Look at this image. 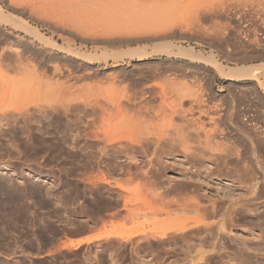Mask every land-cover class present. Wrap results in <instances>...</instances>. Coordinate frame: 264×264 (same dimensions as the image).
I'll use <instances>...</instances> for the list:
<instances>
[{
  "label": "rangeland",
  "instance_id": "1",
  "mask_svg": "<svg viewBox=\"0 0 264 264\" xmlns=\"http://www.w3.org/2000/svg\"><path fill=\"white\" fill-rule=\"evenodd\" d=\"M48 1L0 0L5 13L25 19L48 42L38 45L32 36L0 23V264H264V247L251 248L252 241L264 243V218L258 215L264 211V196L247 216L227 221L228 234L202 241L201 234L189 230L202 213L194 211L192 200L209 204L208 198H228L229 189L235 195L247 190L249 179L240 175L241 166L224 162L231 151L235 154L232 147L236 145L245 157L248 154L245 162L251 163L248 139L257 137L251 144L260 140L259 146H264V69L243 76L216 71V65L225 70L264 65V0H151L144 17L131 20L164 27L136 33L138 37L105 29L109 36L104 29L89 27L87 20V25L78 23V27L63 25L53 12L63 1ZM43 2L55 8L39 10L46 6ZM29 4L39 7V12L29 11ZM157 35L163 38L156 39ZM180 48L204 59L182 54ZM170 84L176 89L190 85L199 95L213 115L206 119L211 121L207 128L224 146L210 143L204 148L202 138L189 137V152L180 145L169 151L165 138L177 140V133H186L185 125L189 126L181 114L172 113L164 120L153 114L147 129L128 123L116 111V104L130 94L149 85L170 89ZM159 101L152 98L151 104L157 106ZM108 134L119 139L108 142ZM158 134L164 138L160 145L141 142ZM129 136L141 143L128 141ZM236 139L243 140L237 141L239 146ZM211 144L216 148L214 156L209 155ZM257 146L255 154L264 174L263 148ZM216 152L223 157L218 159ZM198 153L204 159L195 158L201 156ZM258 181L257 189L264 190V181ZM186 203L190 208L184 207ZM210 218L206 221H223ZM179 223L189 226L187 236L171 230ZM87 234L100 236L77 246L68 244ZM235 238L251 241L252 250L248 248L242 259L236 255ZM196 248L213 257L195 258Z\"/></svg>",
  "mask_w": 264,
  "mask_h": 264
},
{
  "label": "bare ground",
  "instance_id": "2",
  "mask_svg": "<svg viewBox=\"0 0 264 264\" xmlns=\"http://www.w3.org/2000/svg\"><path fill=\"white\" fill-rule=\"evenodd\" d=\"M38 1V0H37ZM43 1H45V0H43ZM52 1V0H51ZM51 1H48V3L50 2V4L51 3H53L54 4V2H51ZM53 1H55V4L56 3H59L60 1H63V3L61 2V3H59V6L57 7V8H55V6L54 5H50V4H45V2H43L44 3V8H43V5H42V7L40 6V8H39V10H43V9H45L46 10V8H48V5H49V7L51 6L52 7V9L51 10H53V7L55 8L54 10H53V12H55V15H57V16H59V18L61 19H57V20H59V22L58 23H60L61 21H62V23H63V25H68V24H70V26L72 25H74V26H77L78 27V23H79V25H81L80 23H82V24H84V25H87V24H85V21L87 20V23H88V21L90 22V24H88L89 25V27H91V28H94V29H96V27L97 28H100V29H107V30H109L110 32H111V34L113 33V31H114V33L116 34V32H115V29H116V31L118 30V29H121V30H118V31H121V32H124V31H126L127 32V34L128 33H134V35H136V33H137V35H139V34H141V33H143V32H149V31H155V32H157L156 30L157 29H163V27L162 26H159V24L157 25V24H153L152 25V22L151 21H149V23H148V21H147V23H146V21L145 22H142V21H139V22H134V21H132L131 19H138V18H142V17H144V15H142L143 14V12H145L146 10H148L147 9V7L150 5V3H151V0H57V2H56V0H53ZM154 1V0H153ZM24 2V1H23ZM28 2H29V0H28ZM34 2V1H33ZM40 2V1H39ZM46 2H47V0H46ZM12 3H13V1H12ZM33 4V3H32ZM31 4V5H32ZM34 4H36L35 2H34ZM33 4V5H34ZM30 5V4H29ZM29 6L28 7V9H29V11H31L32 13L33 12H36V11H38L39 12V10H38V8L36 7V6ZM16 6H17V4H16ZM50 7V8H51ZM50 8H48V9H50ZM48 9H47V11H48ZM44 10V13L46 12ZM49 11L50 12V14H51V12L52 11ZM208 10V9H207ZM206 11V10H205ZM210 11V9L208 10V12ZM43 12V11H42ZM37 13V12H36ZM41 13V12H40ZM37 15V14H36ZM55 17V16H54ZM138 17V18H137ZM145 17H146V15H145ZM120 18H124V19H128L127 21H124V22H121V23H108V22H105L106 21V19H112V20H116V19H120ZM85 19V20H84ZM81 20H82V22H81ZM84 20V21H83ZM78 21H80V22H78ZM100 21H102V22H104L103 24H101L100 23ZM57 22V21H56ZM97 22H99L100 24L98 25V23ZM150 22H151V24H150ZM0 23H5V24H8V25H10L11 27H14V28H16V29H19V30H21V31H23V32H25L26 34H28V35H30V36H32L37 42H38V45L40 44V43H48L47 42V39L45 38V37H43V35L41 34V33H39L36 29H35V27H33V26H31L30 25V23H28L25 19H23V18H21V17H19V16H17V15H15V14H13V13H5L4 11H3V9L0 7ZM53 23H54V21H53ZM95 23H97V25L95 24ZM200 24V23H199ZM57 25V24H56ZM73 26V27H74ZM209 27V26H208ZM89 29V28H88ZM165 29H167V28H165ZM164 29V30H165ZM104 30H103V32H104ZM113 30V31H112ZM163 30V31H164ZM201 30V29H200ZM166 31V30H165ZM164 31V32H165ZM168 31V30H167ZM166 31V32H167ZM86 32V31H85ZM89 32V31H88ZM121 32H120V34H121ZM158 32H159V30H158ZM84 33V32H83ZM104 33H107V31L105 30V32ZM109 33V32H108ZM107 33V34H108ZM113 33V34H114ZM103 34V33H102ZM125 34V33H124ZM163 34H165V33H163ZM167 34V33H166ZM128 35H130V34H128ZM136 35V36H137ZM3 36V35H2ZM109 36H110V33H109ZM141 36V35H140ZM146 36V35H145ZM159 36V37H158ZM138 37V36H137ZM163 37L161 36V35H157V37H156V39H162ZM12 40V39H11ZM146 40V39H145ZM149 40V39H148ZM44 44V45H45ZM50 44V43H49ZM48 44V45H49ZM47 45V44H46ZM14 46V45H13ZM13 49H14V47H13ZM15 49H17L16 47H15ZM18 50V49H17ZM15 51V50H14ZM16 52V51H15ZM17 52H19V51H17ZM180 53H182V54H185V55H189V56H191V58L193 57V58H202L203 56H201V54L200 53H193L192 51H188V50H184V49H181L180 48ZM140 54V53H139ZM49 56V55H48ZM203 59H204V57H203ZM217 67V69H216V71L217 70H219V72L222 74V75H224V76H243V75H255V73H257L258 71L260 72L261 70H263L264 69V65H256V66H250V65H243V66H238V67H234V68H230V69H228V70H225L223 67H221V66H218V65H216ZM172 84H170V85H168V86H171ZM143 86V85H142ZM167 87L165 86V88H158V86H150L149 85V87H147V88H143L141 91H139L140 93H137L136 92V94H134L133 93V95L132 94H130V96H128L127 97V99L123 102H120V103H117L116 104V107H117V110L116 111H119V112H121V113H119V112H117V113H119V114H121V115H123V117H124V119L128 122V123H131V124H143V126L144 127H146L145 126V124L147 125L148 123H147V121L149 120L150 121V119H153L152 118V115L154 114V115H156V116H158V118H159V116L162 118L163 117V119L162 120H164L167 116H170L172 113L174 114V113H176V112H178L179 113V116L181 117V115H182V117H184L186 120H187V122H189V126H187V125H185L186 127H185V132L186 133H184L182 130L181 131H179L177 134H178V139L177 140H175V139H172V138H169L168 137V139H166L165 138V140H167V141H165L164 143V146H166L167 145V147L169 148L168 150L169 151H172V150H174V149H177V148H179L178 146L180 145L181 147H182V149H183V151L184 152H189V149H188V147H189V145L187 146V143L186 142H188V139H189V137L190 138H192L193 137V139H199V138H202V139H204V142H202L203 140L201 139V141H200V139H199V141L201 142V143H203V147H204V144L206 145V144H210V143H213V144H215V145H217V143H221L222 144V142L223 141H219L218 139H217V136H216V141L218 140V142H216L215 141V135H213V134H211V130H209L208 128H207V123L208 122H210L211 123V121H208L207 123H206V119H212L210 116H213V115H210L209 114V112H208V109H206L205 108V106L203 107V105L204 104H202V99H200L192 90H191V88H190V85H182V88H178V89H176V88H173V85L170 87V89H166ZM172 89H173V91H172ZM176 92H175V91ZM130 93V92H129ZM132 93V92H131ZM126 97V96H125ZM155 97H157V98H159V104L157 105V106H154V107H156V109L153 107V105L151 104L152 103V98H155ZM124 99V98H123ZM205 102V101H204ZM206 103V102H205ZM210 108V107H209ZM172 114V115H173ZM177 114V113H176ZM181 114V115H180ZM120 115V116H121ZM171 115V116H172ZM171 116H170V118H171ZM242 116V115H241ZM230 117V116H229ZM243 117V116H242ZM254 117V116H253ZM157 118V117H156ZM157 118V119H158ZM168 119H169V117H167ZM231 118L232 119H234L232 116H231ZM226 119V118H225ZM228 119V118H227ZM245 119H247V118H245ZM159 120V119H158ZM244 120V119H243ZM248 120H250V119H248ZM214 121H216V120H214ZM230 121H231V119H230ZM245 121H247V120H245ZM162 122V121H161ZM210 123H209V126L208 127H213L212 125L210 126ZM235 123H237L238 124V122L236 121ZM250 123H251V120H250ZM158 124V123H157ZM248 125V124H247ZM134 126V125H133ZM139 126V125H138ZM155 126V125H154ZM243 126H245L244 124H243ZM135 127V126H134ZM140 127V126H139ZM238 127V126H237ZM246 127V126H245ZM147 128V127H146ZM149 128V127H148ZM147 128V129H148ZM166 128V127H165ZM232 128V127H231ZM239 128V127H238ZM150 129V128H149ZM152 129V128H151ZM218 128H215V130H217ZM241 129V128H240ZM255 129V128H254ZM163 130V129H162ZM222 130V129H221ZM220 130V131H221ZM160 131V130H159ZM169 131H171V129L169 130ZM175 131V130H174ZM220 131H218L219 133H221ZM223 131V130H222ZM234 131V130H233ZM238 131H240V130H238ZM257 131V130H256ZM145 132V131H144ZM147 133H148V131H146ZM164 131H162V133H163ZM171 132H173V131H171ZM177 132V131H176ZM183 132V133H182ZM215 132H217V131H215ZM242 133H243V131H241ZM240 132V133H241ZM247 131H244V133H245V135L247 134L246 133ZM258 132H259V130H258ZM258 132H254L253 131V133L252 134H259V135H261V133H258ZM155 133V132H154ZM160 133H161V131H160ZM165 133V132H164ZM167 133V132H166ZM165 133V134H166ZM170 133V132H169ZM169 133H167V134H169ZM173 133H175V132H173ZM181 133V134H180ZM151 134V133H150ZM144 135H146V133H144ZM160 135V136H159ZM176 135V134H175ZM224 135H226L225 133H224ZM241 135H243L244 136V134H241ZM248 135H250L251 136V134H248ZM258 135V136H259ZM136 136V135H135ZM143 136V135H142ZM158 136L159 137H156V138H152V137H145L144 139H145V141H141L140 139V141L141 142H143V144H144V142H146L145 144H148L147 146L149 147L150 145H160L161 143H162V139H164V138H162L163 137V134H162V136H161V134H158ZM170 136V135H169ZM173 136H174V134H173ZM253 136V135H252ZM257 136V135H256ZM138 137V136H137ZM154 137V136H153ZM225 137V136H224ZM240 137V136H239ZM238 137V138H239ZM260 137V136H259ZM96 138V137H95ZM176 138V137H175ZM246 138H248V137H246ZM251 138V137H250ZM248 139V140H250V141H253V140H255V139ZM253 138V137H252ZM262 137H260V139H261ZM263 138H264V136H263ZM263 138H262V140H263ZM119 138L116 136V135H112V134H108L107 135V137H106V140L108 141V142H113V141H116V140H118ZM122 139H124V138H122ZM193 139H191V140H193ZM222 139V138H221ZM127 140L128 141H130V142H133V143H139L140 141H138V139H136V138H134V137H132V136H129V137H127ZM190 140V139H189ZM240 140V141H239ZM246 140V139H245ZM174 141H176V143L174 142ZM237 141H239V142H241V141H243V140H241V139H236V143H237ZM247 141V140H246ZM249 141V143L248 144H246V142H245V144L247 145V147H248V145H249V148H248V150L247 151H249V160H251V163H249V162H245V158H247V156H248V154L246 155V153H245V155H246V157L242 154V152L241 151H239V150H236L235 148L236 147H234V146H236V145H232V144H235V142L234 143H230L232 146V148L233 149H231V150H235L236 152H235V154H233V152L234 151H231L232 152V154H231V152H230V155L229 156H231L229 159H225L224 160V162L225 161H227V162H231V163H234V164H236V165H238L239 164V167H240V175L241 176H244V178L246 177L247 179H249L248 181H249V183H248V185H247V187H245V188H247V190H243V192L242 193H240V195H235L234 194V191L232 190V192H230L231 190L229 189V195H227L228 194V190H227V194L225 193V195L226 196H228V198H224V199H220L218 196L216 197V199H214V197L211 199V198H208V200L207 201H209L210 203L209 204H206L207 202H205V204H200L198 201L197 202H195V200L193 201L192 200V203H191V205H194V211L196 210V211H198V212H202L201 213V219L199 220V219H196L195 218V224H196V226L193 228L192 227V229H191V227H189L188 225H187V223H179L178 225L179 226H177L176 224L178 223V222H176V224H173V225H176V227L173 229L172 227V229L171 230H173V231H182L181 232V234H186V232H188L189 230L193 233V234H195L194 233V231H197V233L198 234H201L200 235V237H199V240H200V238H201V240L202 241H207L208 239H210L214 234H216V235H220V234H228V233H230V231L228 230V228H229V226H227L228 225V223H227V221H229V222H231L233 219H234V217L236 216V215H239V217L240 216H242V215H244V216H247V215H245V214H247V212L250 210V208H251V206H256L258 203H262L263 201H261V198H263V196H264V190H263V188L261 189V188H258L257 189V184L259 183V179L261 178V182H263L262 181V179H264V174L262 175L261 174V172H260V169H261V167H260V165H259V157L255 154V152L257 151V149L255 148V146H257V147H259L260 149H262L263 148V152H264V146H262V147H260L261 145L260 144H258L259 143V141H258V143H257V140L256 141H254V143L256 142L257 144L255 145V144H251L252 142H250ZM140 142V143H141ZM198 142V141H197ZM248 142V141H247ZM262 142V141H261ZM260 142V143H261ZM132 143V144H133ZM189 143V142H188ZM264 143V142H263ZM112 144V143H111ZM114 144V143H113ZM184 144H186V145H184ZM213 144H211V145H209V150H210V156H214V151L216 150V148L215 147H213ZM223 144H224V142H223ZM222 144V145H223ZM226 144V143H225ZM229 144V145H230ZM239 143H237V146H239L238 145ZM134 145V144H133ZM139 145V144H138ZM142 144H140V147H142L141 146ZM245 145V146H246ZM255 145V146H254ZM260 145V146H259ZM264 145V144H263ZM146 146V147H147ZM201 146V145H200ZM201 146V147H202ZM224 146V145H223ZM226 146V145H225ZM228 146V145H227ZM115 147V146H114ZM151 147V146H150ZM159 147V146H158ZM157 147V149H159ZM162 148H163V146H161ZM161 147H160V149H161ZM177 147V148H176ZM228 147H230V146H228ZM227 147V148H228ZM247 147H242V148H244L245 150V152H247L246 151V148ZM105 148V147H104ZM131 148V147H130ZM136 148V147H135ZM143 148V147H142ZM205 148V147H204ZM223 148V147H222ZM224 148H226V147H224ZM139 149H141V148H139ZM147 149V148H146ZM146 149H144V150H146ZM159 149V150H160ZM164 149V148H163ZM237 149H238V147H237ZM240 149V148H239ZM260 149H258V151L259 152H262ZM120 151L119 149H116V151ZM137 150V149H136ZM166 150H167V148H166ZM165 150V151H166ZM178 150V149H177ZM228 150H230V148L228 149ZM117 151V152H118ZM134 152H135V150H133ZM140 151V150H139ZM162 151H164V150H162ZM183 151H181V152H183ZM223 151V150H222ZM243 151V150H242ZM129 152V151H128ZM148 152V151H147ZM160 152V151H159ZM184 152H183V155H184ZM196 152H197V150H196ZM208 152V151H207ZM227 152V155L229 154L228 152L229 151H226ZM127 153V152H126ZM140 153V152H139ZM141 153H142V151H141ZM164 153V152H163ZM206 153V152H205ZM218 153H219V151H218ZM217 152H216V156H217V154H218ZM220 153H221V151H220ZM116 154V153H115ZM128 154V153H127ZM154 154H158L157 152H155ZM193 154H194V152H193ZM196 154V153H195ZM198 154H201V153H198ZM207 154V153H206ZM257 154H258V152H257ZM188 155H190V154H187V157H188ZM197 155V154H196ZM202 155L203 154H201V156H199L198 155V157H195V158H200L201 159V157H202ZM221 155V154H220ZM220 155H218L219 157H220ZM232 155H234V157H232ZM193 156V155H192ZM218 156H217V158H218ZM185 157V156H184ZM204 157H205V155H204ZM221 157H223L222 155H221ZM221 157L220 158H218V159H221ZM227 157V156H226ZM258 157V158H257ZM193 158V157H192ZM156 159V158H155ZM188 159V158H187ZM194 159V158H193ZM192 159V160H193ZM199 159V161H200V163H202V161ZM202 159H204L203 157H202ZM208 159H210V158H208ZM151 160H154V158L153 159H151ZM191 160V159H190ZM195 160V159H194ZM193 160V161H194ZM196 161H198V159L197 160H195V162ZM198 161V162H199ZM223 161V160H222ZM243 162H245V163H243ZM194 163V162H193ZM197 163V162H196ZM242 163V165H240ZM217 164V163H216ZM221 165V164H220ZM233 166H235V165H233ZM226 167H228V166H226ZM213 168V167H212ZM221 168V167H220ZM234 168V167H233ZM236 168V167H235ZM234 168V169H235ZM211 169V168H210ZM226 169V168H225ZM232 169V168H231ZM231 169H229V170H231ZM232 170V172L233 171H235V170ZM213 170H215V169H213ZM221 170V169H220ZM219 170V171H220ZM229 170H226V172H228V173H230L231 174V172H229ZM3 171V170H2ZM209 173H214V171L213 172H209ZM227 174V173H226ZM230 174H228V175H230ZM233 174L235 175V172H233ZM187 175V174H186ZM233 175V176H234ZM231 176V175H230ZM237 177V176H236ZM235 178V177H234ZM193 180V179H192ZM238 180V178H236V181ZM250 180H252V182L250 181ZM187 181V180H186ZM185 181V182H186ZM232 181V180H231ZM239 181V180H238ZM241 181V180H240ZM246 182V180L244 179V180H242V182ZM181 182H183V181H181ZM187 183V182H186ZM185 183V184H186ZM247 183V182H246ZM238 184V183H237ZM183 186V185H182ZM187 186H189V185H187ZM262 186V185H261ZM186 187V186H185ZM195 187V186H194ZM233 188V187H232ZM171 189V188H170ZM191 191H193L194 192V189L193 190H191ZM196 191V190H195ZM239 191V190H238ZM236 192V191H235ZM201 193H203V192H201ZM193 194V193H192ZM205 194V193H204ZM203 194V195H204ZM239 194V193H238ZM190 195V194H189ZM224 195V196H225ZM188 197V196H187ZM199 197V196H198ZM202 197V196H201ZM207 197V196H206ZM205 197H203V199H204ZM188 198H186V200H187ZM191 199H192V196L189 198V200H188V202H190L191 201ZM7 200V199H6ZM260 200V201H259ZM263 200V199H262ZM3 203V202H2ZM170 203V202H169ZM184 203V202H183ZM226 203L228 204V205H226ZM176 205V204H175ZM174 205V206H175ZM188 207H187V206ZM190 205V206H191ZM224 205H226V206H224ZM4 206V205H3ZM187 207V208H190L189 207V203L187 204H185L184 205V207ZM193 207V206H192ZM191 207V209L193 210V208ZM256 208V207H255ZM175 209V208H174ZM185 209V208H184ZM176 210V209H175ZM190 210V209H189ZM252 210V209H251ZM171 211V210H170ZM174 211V210H173ZM183 211V210H182ZM181 211V212H182ZM262 211V210H261ZM175 212V211H174ZM177 212V211H176ZM178 212H179V209H178ZM185 212V211H184ZM189 212V211H188ZM192 212V211H191ZM252 212V211H251ZM253 212H254V210H253ZM165 213V212H164ZM259 214V216L260 217H262V218H264V211L263 212H258ZM171 214V213H170ZM183 214V213H182ZM210 217H220L221 219H223V221H221V222H219V221H217V222H211V221H206V219H209ZM243 218V217H242ZM187 219V218H186ZM184 219L182 218V221H183ZM210 220H211V218H210ZM214 220V219H213ZM219 220V219H218ZM175 221V220H174ZM181 221V220H180ZM185 221V220H184ZM183 221V222H184ZM186 222V221H185ZM232 223V222H231ZM183 224V225H182ZM171 225V224H170ZM193 226V225H192ZM159 227V226H158ZM190 229H189V228ZM161 228V227H160ZM165 228H167V227H165ZM185 228L188 230V231H186L185 230ZM168 229V228H167ZM155 230V229H154ZM169 231V230H168ZM155 232V231H154ZM175 233V232H174ZM179 234H180V232H178ZM190 233V232H189ZM196 233V235H198ZM152 234H153V232H152ZM164 234H166V232H164ZM167 234L168 235H170V233H168L167 232ZM181 234H180V237H183L184 235H182L181 236ZM188 234V233H187ZM187 234H186V236H187ZM108 235V234H107ZM106 235V236H107ZM159 235H160V233H159ZM175 235H177L176 233H175ZM215 235V236H216ZM99 236H100V234L98 235H95V236H90V234H89V236L88 237H85V238H78V239H71L69 242H68V244L69 245H72V246H77V245H79V244H81L82 242H89V241H91V240H93V239H97V238H99ZM162 236H163V234H162ZM191 236V235H190ZM199 236V235H198ZM243 236V235H242ZM161 237V236H160ZM175 237V236H174ZM185 237V236H184ZM189 237V236H188ZM195 237V236H194ZM193 237V238H194ZM164 238V237H163ZM163 238H162V240H163ZM192 238V237H191ZM260 238V237H259ZM182 239V238H181ZM186 239H189V238H186ZM196 239V238H195ZM212 240V239H211ZM221 240V239H220ZM187 241V240H186ZM213 241H215L214 240V237H213V240L211 241V243L213 242ZM233 241H235L236 242V250H235V252H236V255H237V257L239 258V257H241V259L243 258V255H244V252H246V250H249V249H251V248H253V250H257V251H259V250H262L261 248L262 247H264L263 245H264V243L262 244L261 243V241L259 240V241H257V240H255L254 242L252 241V243H251V241H249L251 244H252V246H251V248H249V242L247 241V239H244V238H235V239H233ZM210 242V241H209ZM159 243V242H158ZM184 243H185V241H184ZM187 243V242H186ZM194 243V242H193ZM206 242H203V244H205ZM215 244V243H214ZM167 245V244H166ZM200 245V244H199ZM198 245V247L197 248H199L201 245H202V243H201V245L199 246ZM207 245V244H206ZM210 245V244H209ZM209 245H207V246H209ZM212 245V244H211ZM195 246V245H194ZM216 246V245H215ZM262 246V247H261ZM187 250L189 249L190 251H192L190 248L192 247V245L190 246V244H187ZM190 247V248H189ZM214 247V246H213ZM212 247V248H213ZM234 247V246H233ZM181 248V247H180ZM185 248H186V245H185ZM193 248V247H192ZM197 248H196V250H197ZM204 248V247H203ZM206 248V247H205ZM221 248V247H220ZM226 248V247H225ZM249 248V249H248ZM202 249V248H201ZM214 249V248H213ZM216 249V248H215ZM214 249V250H215ZM182 250V249H181ZM184 250V249H183ZM188 250V251H189ZM195 250V249H194ZM196 250H195V252H196ZM199 250V249H198ZM197 250V251H198ZM217 250V249H216ZM219 250V249H218ZM252 250V249H251ZM264 250V249H263ZM189 251V252H190ZM208 251V250H207ZM185 252V254H186V251H184ZM183 252V253H184ZM188 252V253H189ZM195 252H194V255H195ZM212 252H213V250H212ZM211 252V253H212ZM215 252V251H214ZM197 254H196V256H195V258H199L200 260L203 258L204 260L206 259V258H208L209 256H211V254H209V255H205V253H208V252H206L205 250H199L198 252H196ZM246 253H248V252H246ZM256 253V252H255ZM184 254V255H185ZM215 256H216V254H214ZM257 255V254H256ZM186 257H187V254L185 255ZM192 254H191V256H189V257H191L192 258ZM255 256V255H254ZM263 256H264V254H263ZM211 257H213V255L211 256ZM244 257H245V255H244ZM257 257V256H256ZM194 257L192 258V261L195 259ZM261 258V257H260ZM240 259V258H239ZM188 261H189V259H187ZM191 260V259H190ZM195 261H197V260H195ZM217 261V260H216ZM218 262V261H217ZM197 263V262H196ZM195 263V264H196Z\"/></svg>",
  "mask_w": 264,
  "mask_h": 264
},
{
  "label": "crops",
  "instance_id": "3",
  "mask_svg": "<svg viewBox=\"0 0 264 264\" xmlns=\"http://www.w3.org/2000/svg\"><path fill=\"white\" fill-rule=\"evenodd\" d=\"M90 235H93V234H90ZM89 236V234H87V235H84V236H80V237H75V239H77V238H85V237H88ZM74 239V238H73ZM82 243H85V242H82Z\"/></svg>",
  "mask_w": 264,
  "mask_h": 264
}]
</instances>
